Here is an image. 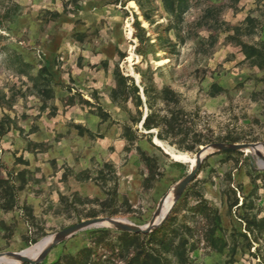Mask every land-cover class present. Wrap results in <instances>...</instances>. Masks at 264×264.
<instances>
[{
    "label": "rangeland",
    "instance_id": "rangeland-1",
    "mask_svg": "<svg viewBox=\"0 0 264 264\" xmlns=\"http://www.w3.org/2000/svg\"><path fill=\"white\" fill-rule=\"evenodd\" d=\"M242 43L264 55V0H0V253L96 217L148 225L202 147L264 143V60L253 63ZM88 58L92 77L79 83ZM110 89L119 110L107 113ZM85 108L114 145L97 143L104 127ZM53 126L56 143L37 145L36 128ZM261 160L251 150L203 160L157 228L164 264H264ZM204 206L219 211L221 253L207 241ZM122 232L80 231L40 264L96 241L120 246Z\"/></svg>",
    "mask_w": 264,
    "mask_h": 264
},
{
    "label": "trees",
    "instance_id": "trees-1",
    "mask_svg": "<svg viewBox=\"0 0 264 264\" xmlns=\"http://www.w3.org/2000/svg\"><path fill=\"white\" fill-rule=\"evenodd\" d=\"M242 49L246 57H254L253 63L256 64V57H263L264 60L263 53L255 46L242 43ZM46 70L52 76L49 60L46 62ZM119 77V84L124 83L125 85L127 78L122 74ZM117 92L115 90V96L118 94ZM165 121L171 127V120L167 121L166 119ZM145 124L148 127L147 123ZM163 131L168 133L167 130ZM1 179L0 175V181ZM202 210H208L209 215L213 219V225L207 234V241L214 251L221 253L227 242L217 234V231L222 229L219 211L210 206H204ZM158 232L159 229L149 234H135L124 231L122 232L124 243L120 244V246H113L111 243L100 245L104 240L96 241L94 245L84 247L76 253H66L55 262L49 264H164V256L156 246L160 239L157 235Z\"/></svg>",
    "mask_w": 264,
    "mask_h": 264
},
{
    "label": "water",
    "instance_id": "water-1",
    "mask_svg": "<svg viewBox=\"0 0 264 264\" xmlns=\"http://www.w3.org/2000/svg\"><path fill=\"white\" fill-rule=\"evenodd\" d=\"M260 147L264 148V143H212L202 147L197 154V163L195 164V166H193L190 172L186 174V176H184L174 187V192L177 193L175 202L183 194V192L186 190L189 184L196 178L198 171L202 165V162L206 157L224 151L251 150L256 152L260 157L263 158V160H261L260 163L261 166L264 168V154L261 153ZM165 201H166V196H164L160 201L157 212L151 223L148 225H136L120 218L96 217L93 219L83 220L79 223L71 225L65 230L53 235L52 238L49 240V242L41 250L40 254L36 257L32 258L26 253V250H22L20 252L0 253V258L6 256H12L19 260L18 264H24V263L40 264L58 243L74 236L80 231L98 226H112L117 229L135 234L152 233L163 224V222L166 220L168 214L170 213L174 205L173 204L170 210L164 214Z\"/></svg>",
    "mask_w": 264,
    "mask_h": 264
},
{
    "label": "crops",
    "instance_id": "crops-1",
    "mask_svg": "<svg viewBox=\"0 0 264 264\" xmlns=\"http://www.w3.org/2000/svg\"><path fill=\"white\" fill-rule=\"evenodd\" d=\"M84 44V43H83ZM89 47V45H87V43H85L84 45H83V48H84V50H82L83 52H88V53H90V54H93V51H92V49H90V48H88ZM80 49V48H79ZM86 49V50H85ZM87 57V55L86 54H83V57ZM84 61H86L87 62V64L84 66V67H78L77 66V68H80L79 70H80V73L82 72L83 73V81H81V77L82 76H80L79 75V77L78 78H80V81H79V83H82V82H87L88 81V79H90V77H92L91 75L93 74L92 73V71H91V69L89 70V75H86L87 73H88V69L89 68H91V65H93V62H92V60L90 59V58H88L87 60H84ZM99 64H100V61L99 62H96V68H98L99 69ZM57 68V67H56ZM93 70H94V68H93ZM57 71V70H56ZM99 71H100V69H99ZM98 71V72H99ZM53 73V72H52ZM57 73V72H56ZM53 77H55V74H53ZM69 78V77H68ZM56 81H57V79H56ZM60 81V80H59ZM89 91H91V89L89 90ZM71 95V94H70ZM115 89H110V90H108V91H106V93H104V100H105V103H106V105H107V108L106 109H108V111L107 110H105V112H107V113H110L112 110H115V111H118L119 110V108L118 107H116V106H114V102H115ZM65 108H67L68 110H70V111H72L73 110V108H75V106H67V107H65ZM72 108V109H71ZM67 110V111H68ZM90 109L89 108H85L84 109V111L85 112H83V114L85 115V120H93V121H97V123H100L99 124V126H102V128H103V130L105 131V133H106V135H105V137H101V138H98V141H97V143H104V145H106V146H108V147H110V146H112V145H114L113 144V137H114V134H113V132H111V128H110V126H109V124H105L106 122H104L102 119H99L100 117L99 116H97L93 111H89ZM66 111V112H67ZM75 114V113H74ZM76 115V114H75ZM92 116H96L98 119H93V117ZM74 122H76V121H74ZM80 122H83V121H80ZM103 123V124H102ZM80 125V124H79ZM56 129V127L55 126H53V127H48V128H46V129H43V128H36V130L34 131V135L36 134V135H38V137H36V138H34V142L37 144V145H45V143L46 142H50V144H51V142L52 143H56V134H54V130ZM45 132V134L43 135V133ZM118 136H119V134H118ZM81 137H84V135H82ZM52 139H54V141H52ZM94 142V141H93ZM93 144V143H92ZM34 164V162L32 161L31 163H30V166L31 165H33ZM44 165V167H45V172H46V174L47 175H49V174H51V173H53V171H52V169H51V166H50V164H43ZM61 165H63V163H61ZM58 168H59V170H61L62 168H61V166H60V164L58 165ZM63 171V170H62ZM61 171V172H62ZM78 190V189H77ZM30 197L31 196H29V199H30Z\"/></svg>",
    "mask_w": 264,
    "mask_h": 264
},
{
    "label": "bare ground",
    "instance_id": "bare-ground-1",
    "mask_svg": "<svg viewBox=\"0 0 264 264\" xmlns=\"http://www.w3.org/2000/svg\"><path fill=\"white\" fill-rule=\"evenodd\" d=\"M157 142L159 144L163 145L164 147H166L177 159L195 164V159L190 158L188 155H186L184 153L175 151L174 150L175 148L173 149L172 147L164 145L162 142H159V141H157ZM260 150H263V152H264L263 147H260ZM176 197H177L176 192L172 193V191H171L169 193V195L166 198L165 204H164V214L170 210V208L172 207V205L174 204V202L176 200ZM51 238H52V236L40 241L39 243H37L36 245H34L32 247L25 249L26 253L32 258L38 256L40 254L41 250L44 248V246L49 242V240ZM18 263H19V260L15 257H12V256H6L3 258H0V264H18Z\"/></svg>",
    "mask_w": 264,
    "mask_h": 264
}]
</instances>
